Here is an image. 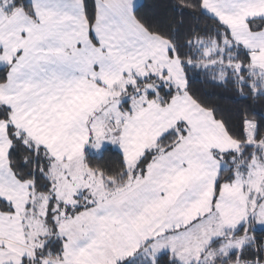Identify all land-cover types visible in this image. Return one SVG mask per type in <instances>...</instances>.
<instances>
[{
  "label": "snow or ice",
  "instance_id": "6c2138e0",
  "mask_svg": "<svg viewBox=\"0 0 264 264\" xmlns=\"http://www.w3.org/2000/svg\"><path fill=\"white\" fill-rule=\"evenodd\" d=\"M212 2L227 14L243 0ZM152 8L0 0V192L22 204L0 195V264H209L205 253L223 236L203 249L194 242L213 213L241 202L223 259L264 264V26L248 23L264 16L246 18L240 35L217 18L228 48L212 86L224 92H201L185 51L194 38L169 40L178 72L153 70ZM82 94L97 102L75 107ZM18 216L20 250L11 242Z\"/></svg>",
  "mask_w": 264,
  "mask_h": 264
},
{
  "label": "crops",
  "instance_id": "0c3cea01",
  "mask_svg": "<svg viewBox=\"0 0 264 264\" xmlns=\"http://www.w3.org/2000/svg\"><path fill=\"white\" fill-rule=\"evenodd\" d=\"M139 2H141V0H138V3ZM205 3L207 7H204L201 5L202 11L208 16L214 18L215 20H217L218 18L221 22H223V24L227 28H230L236 35L247 33L248 25H246L245 23L246 18L264 16V0H243V2L237 3L236 5L230 7L228 9L227 14L224 13V10L222 7H214L212 0H205ZM248 23L253 28H255L257 25L264 26V21H260V20H249ZM148 35H149V38L152 39L157 45L156 49L152 52V55L155 57L153 61L155 67L153 70H156L158 72V69L160 67L164 65H169L178 72L179 70L178 62L175 59L169 60L167 57V53L165 51L167 47H171V46L166 41H164L163 39L157 36H154L151 34H148ZM218 61H219L218 59H211L209 62L207 61L206 64H214V67H217ZM209 67L214 68L213 65ZM141 70H142V66H141ZM152 83L154 84L155 81H153ZM145 87H151V85H145ZM97 97L101 99L103 98L102 90L97 92ZM96 102H97L96 97H93L91 95H83V94L78 97H74V100L72 101L75 107H82V108H87L90 105L95 104ZM155 118H156L155 112H153L149 114L147 120L145 121L143 129L139 134L142 141L148 138L150 134L151 121ZM146 134L147 136H145ZM142 137L144 138L142 139ZM0 195H4L8 199L16 200L17 204L22 209V204L20 203V197L18 196L17 193H12V192L5 190L3 192H0ZM205 195L207 197V200L204 201L200 205V207H202L204 210H207V202L210 201L211 199V183L210 182L208 184V190L205 193ZM37 199H39V197H37ZM243 215H244V207H243L242 202L239 204V206L235 210L223 209L221 210L219 215H217L216 213H213L212 214L213 220L211 224L204 223V228L208 230L205 231V233L200 237L199 241L194 242L193 249L196 250V249L207 248L209 240H211L214 236H217V233H218L217 231H220V230H222L221 232L224 233L223 238L225 237V240H226L227 236L228 235L230 236L232 234L230 230L235 227V225L238 223L239 219L243 217ZM21 218L22 216L13 217V221L15 223L16 234L13 237V240L11 242L17 243L18 250L24 248V240H23L24 232H23V228L20 226V223H19V220ZM34 235H35V232L29 233L30 237ZM216 242L219 243L220 241L218 240ZM199 243L201 247H199ZM208 251L205 253L206 257L210 252L214 250L213 249L209 250L208 248ZM207 258L209 262L214 261V259H212L211 257L210 258L207 257Z\"/></svg>",
  "mask_w": 264,
  "mask_h": 264
},
{
  "label": "trees",
  "instance_id": "16d2710c",
  "mask_svg": "<svg viewBox=\"0 0 264 264\" xmlns=\"http://www.w3.org/2000/svg\"><path fill=\"white\" fill-rule=\"evenodd\" d=\"M153 4L152 10L148 13L149 19L145 21L151 29V35L157 36L166 41L170 46L169 40L177 44H183L185 40L194 38L192 48L185 49L195 57L194 67L189 70V76H196L199 71L200 83L194 85L201 89V92L223 93L224 89L214 88L213 77L219 76L217 67H208L209 71H204V64L211 59H217L218 54L204 56L211 44L219 47L224 40L228 41L226 32L220 27V24L214 18L205 14L201 9L199 0H148ZM159 33L160 35H157ZM242 58V57H241ZM234 94V93H231ZM210 103H221L213 99ZM225 109L235 112L242 105H233L223 103ZM229 115L228 112L225 116ZM219 243L215 242L209 250L217 249ZM209 252V251H208ZM215 261V259H214ZM214 261L209 262L212 264Z\"/></svg>",
  "mask_w": 264,
  "mask_h": 264
},
{
  "label": "rangeland",
  "instance_id": "374dc122",
  "mask_svg": "<svg viewBox=\"0 0 264 264\" xmlns=\"http://www.w3.org/2000/svg\"><path fill=\"white\" fill-rule=\"evenodd\" d=\"M227 48H228V41H226V40H224L223 41V43L219 46V47H217L216 48V46L215 45H213V44H211V47L208 49V51L205 53V57L207 56H211V55H217L218 54V66H217V68L220 70V69H222V68H224L225 67V65H224V63L222 62V60H221V56L222 55H225V54H227ZM233 51H235V50H233ZM211 65H214V64H204V66H207V67H209V66H211ZM145 136H147V134L145 135ZM144 136V137H145ZM144 137H142V139L144 138ZM148 139V138H147ZM146 139V140H147ZM218 220V219H217ZM219 221V220H218ZM206 230V229H205ZM208 230V229H207ZM206 230V231H207ZM222 230H220V231H217L218 233H217V236H223L224 235V233L223 232H221ZM214 232V231H213ZM203 234H201L200 235V237L202 236ZM231 238H232V234L229 236H227V239L225 240V237L223 238V240L224 241H220L219 243H220V245L221 244H223V248H221L220 247V245L217 247V249H215L214 251H212V252H210L208 255H207V257H211L212 259H215V261L212 263V264H225V261H224V259H223V257H224V253L225 252H227V251H229L230 250V248H229V244H228V241H230L231 240ZM236 239L237 240H239V239H241V237H239V236H237L236 237ZM199 247H201V245H200V243H199Z\"/></svg>",
  "mask_w": 264,
  "mask_h": 264
}]
</instances>
